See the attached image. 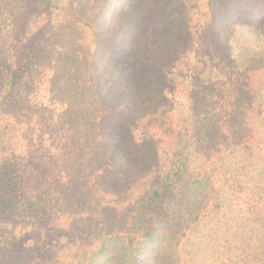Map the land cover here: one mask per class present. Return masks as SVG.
Returning a JSON list of instances; mask_svg holds the SVG:
<instances>
[{"label":"trees","instance_id":"16d2710c","mask_svg":"<svg viewBox=\"0 0 264 264\" xmlns=\"http://www.w3.org/2000/svg\"><path fill=\"white\" fill-rule=\"evenodd\" d=\"M200 2L0 0V264H264V0Z\"/></svg>","mask_w":264,"mask_h":264},{"label":"rangeland","instance_id":"374dc122","mask_svg":"<svg viewBox=\"0 0 264 264\" xmlns=\"http://www.w3.org/2000/svg\"><path fill=\"white\" fill-rule=\"evenodd\" d=\"M125 2H126V0H112L113 7H111L108 10V14L109 15L114 14V12L116 10L115 9L116 6H119V5L123 6L125 4ZM206 13H207L206 0H201L199 9L194 13L195 19H194L193 24H192L194 30H198V31L200 30V21H201V19H203L204 14H206ZM195 34H197L196 31H195ZM171 97H172L173 102H175L176 104L184 101V99H182V97H180L177 92L175 94L171 95ZM24 254L25 253L23 252V253H20L19 255L11 257V258L7 256L5 259L7 261L6 263L7 264H22V262L24 261L22 259Z\"/></svg>","mask_w":264,"mask_h":264}]
</instances>
